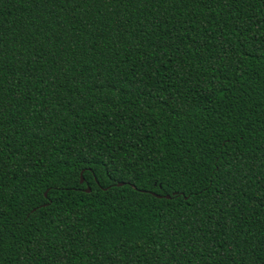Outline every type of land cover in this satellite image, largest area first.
I'll return each mask as SVG.
<instances>
[{
    "label": "trees",
    "instance_id": "1",
    "mask_svg": "<svg viewBox=\"0 0 264 264\" xmlns=\"http://www.w3.org/2000/svg\"><path fill=\"white\" fill-rule=\"evenodd\" d=\"M0 264H264V0H0Z\"/></svg>",
    "mask_w": 264,
    "mask_h": 264
},
{
    "label": "water",
    "instance_id": "2",
    "mask_svg": "<svg viewBox=\"0 0 264 264\" xmlns=\"http://www.w3.org/2000/svg\"><path fill=\"white\" fill-rule=\"evenodd\" d=\"M81 182H82V179H81ZM122 185V183H119L118 186ZM87 192H89V189H87Z\"/></svg>",
    "mask_w": 264,
    "mask_h": 264
}]
</instances>
